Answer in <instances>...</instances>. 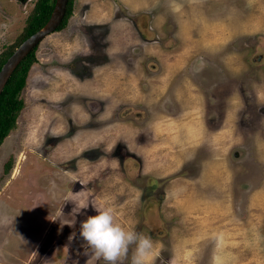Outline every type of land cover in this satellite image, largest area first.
<instances>
[{
    "label": "rangeland",
    "instance_id": "obj_1",
    "mask_svg": "<svg viewBox=\"0 0 264 264\" xmlns=\"http://www.w3.org/2000/svg\"><path fill=\"white\" fill-rule=\"evenodd\" d=\"M35 2L0 0V54L16 43ZM258 14L264 15V0H73L66 28L38 45L21 93L24 106L0 145V264H60L53 258L59 260L65 252L68 264H106L92 259L79 237L81 223L100 206L113 208L116 222L127 230L151 239L148 264H212V257L222 258L219 264H264V219L250 213L246 201L263 171L257 153V142L264 139V34L257 33L263 24L254 19ZM118 26L124 34L145 39L141 45L161 64L159 79L174 82L171 96L168 90L154 106L143 104L145 110L133 106L130 112L117 98L118 106L111 97L102 105L86 99H97L94 87L105 67H131L138 71L131 75L148 79L136 63L139 48L126 57L128 64L107 55L109 36L122 32ZM92 65L98 69L85 81ZM186 80L206 97L214 114L211 124H224L225 113H233L234 136L245 146H236L233 156L242 170L236 182H244L235 193L233 213L243 220L231 225L227 237L220 233L203 243L195 241V226L185 216L183 223L163 216L166 179L161 185L148 182L140 171L142 160L128 152L131 129H144L159 118L155 110L177 119L188 106L176 99ZM9 160L12 167L6 173ZM85 204L89 206L81 209ZM171 230L173 243L186 235L184 241L196 248L169 249ZM59 245L68 249L56 254ZM134 250L130 245L117 264H131Z\"/></svg>",
    "mask_w": 264,
    "mask_h": 264
},
{
    "label": "crops",
    "instance_id": "obj_2",
    "mask_svg": "<svg viewBox=\"0 0 264 264\" xmlns=\"http://www.w3.org/2000/svg\"><path fill=\"white\" fill-rule=\"evenodd\" d=\"M254 19L258 23L263 20L262 23L264 24V15L258 14ZM263 24L260 25L259 31H257V33L261 31V35L264 34V26L261 27ZM123 26L125 27L122 28H126L128 25L125 24ZM118 28L122 32H118L119 34L114 32L113 34L111 33L112 35L109 38L107 37L108 43L105 44L107 55H114L119 58V62L128 64L129 61L126 57L131 56L133 50L139 48V55L136 53V63L141 69L139 72H143L148 79L143 82L137 75H131L138 72L131 67H128L130 71H126L128 70L127 68L119 69L109 66V70L105 67L99 70V81H97V86L94 87L98 96L96 94L93 95L100 101H104L109 97L117 98L125 106H137L141 110H145L142 107L143 104L146 105L148 103L154 106L155 103H159L161 97L163 98L168 90L169 96H171L173 93L170 85L174 82L167 81L165 78V80L159 79L162 77L161 64L159 63V66L158 62H155V57H152L154 55H150L147 52L150 49H146L147 47L143 44L141 45L142 41H146L145 39L139 35L133 36L128 32L125 35L124 30L119 26ZM186 46L188 45L186 44ZM147 55H149V59ZM143 56L146 60L144 63L145 67L142 66ZM147 63H153V67L158 66V68L154 69ZM135 77L138 80H135ZM184 82V87L181 88L182 91L178 92V97L176 98L178 102H176L188 106L180 109L176 114L177 119L171 116V113V115H165L162 111L155 110V115L159 116L161 114L167 119L160 121V118H162L160 115L159 118L148 122L144 129H131L129 149L142 160L140 171L143 176L155 180L166 179L163 186L164 195L161 209L163 216L167 219H176L179 223L180 221L183 223V217L185 216L188 222H193L195 226L194 232L197 235L195 236L197 239L195 241L203 243L210 242L211 239H217L220 233L227 237L232 226L236 222L243 220L236 219V214L233 213L235 210V193L237 190L240 191L241 189L239 188L244 184L242 180L236 182V173L242 170L237 167V162L234 161L233 156L236 146L241 147L242 150H245V146L234 136L231 126V124L233 125V113H227V115L225 113L224 117L221 118L225 125L211 124L209 120L213 118L214 114L206 97L198 89L196 90V85L192 84L194 82L187 80ZM140 83L145 86V89L141 86L138 90L137 85H140ZM262 84L261 86L264 88V82ZM193 88L194 91L191 95L189 91ZM142 89L144 92L146 90L147 94H144ZM189 95L192 97L189 98ZM181 101L184 103H181ZM119 102L117 103L115 99L113 104L118 106ZM257 145L259 163H262L263 171L259 178L260 182L247 194L246 201L248 211H252L254 216L263 220L264 139L257 142ZM238 224L241 226V223ZM27 231L29 230L27 229ZM174 231L171 230L168 235L169 245L167 246L169 249L172 250L175 247L196 248V245H190L184 241V239H189V237L185 238L186 235H178L179 243H173L171 238L176 236ZM183 232V230L179 231V233ZM204 233L212 236L203 235ZM27 235L29 237V233ZM182 236L184 238L180 240ZM64 247L61 245L57 246L54 253L63 251ZM223 247L226 246L224 245ZM18 248L23 250L25 247L19 244ZM67 254L68 252H65L59 260L53 259H55V262L59 261L60 264H68L70 261L65 256ZM228 258H225V260H228ZM210 259V263L217 264V258L212 257ZM221 259L219 258V260ZM223 262L220 261L219 263ZM224 264L227 263L225 262Z\"/></svg>",
    "mask_w": 264,
    "mask_h": 264
},
{
    "label": "clouds",
    "instance_id": "obj_3",
    "mask_svg": "<svg viewBox=\"0 0 264 264\" xmlns=\"http://www.w3.org/2000/svg\"><path fill=\"white\" fill-rule=\"evenodd\" d=\"M76 195V194H75ZM89 205H81V209ZM96 215L89 216L80 225L79 237L84 245L91 249V258L103 259L106 264H117L126 258L130 245H135L131 264H148L153 247L149 237L127 230L116 222L114 209L111 207H95ZM90 264V261H89ZM219 264V258H217Z\"/></svg>",
    "mask_w": 264,
    "mask_h": 264
},
{
    "label": "trees",
    "instance_id": "obj_4",
    "mask_svg": "<svg viewBox=\"0 0 264 264\" xmlns=\"http://www.w3.org/2000/svg\"><path fill=\"white\" fill-rule=\"evenodd\" d=\"M54 3L55 0H36L34 8L26 20V25L22 34L17 38L16 43L8 46V48L0 54V68L16 46L26 37L39 30L47 22L54 7ZM72 12L73 0H68L65 16L55 32L62 31L66 28L72 16ZM37 48L38 45L19 63L14 73H12L6 82L0 95V145L7 137L10 130L14 128L16 117L24 106L21 93L25 88L27 75H29L31 69L30 67L36 61L35 52ZM9 167L10 163H7L5 165V170L7 171Z\"/></svg>",
    "mask_w": 264,
    "mask_h": 264
},
{
    "label": "water",
    "instance_id": "obj_5",
    "mask_svg": "<svg viewBox=\"0 0 264 264\" xmlns=\"http://www.w3.org/2000/svg\"><path fill=\"white\" fill-rule=\"evenodd\" d=\"M68 0H55L54 7L47 22L35 33L26 37L8 56L0 70V95L9 77L19 63L48 35L53 34L62 23Z\"/></svg>",
    "mask_w": 264,
    "mask_h": 264
},
{
    "label": "flooded vegetation",
    "instance_id": "obj_6",
    "mask_svg": "<svg viewBox=\"0 0 264 264\" xmlns=\"http://www.w3.org/2000/svg\"><path fill=\"white\" fill-rule=\"evenodd\" d=\"M71 18V17H70ZM70 61V60H69ZM70 64H71V68L72 69H74V66H73V63L72 62H70ZM93 67L92 68H89V70H85V69H83V71L85 70V72H87V73H89L90 75H88V76H84V80L86 81V80H88V79H92L93 78V72H94V70H95V68H96V66L95 65H92ZM76 73H78V75L77 76H79L80 77V75H81V73H82V71H81V68L78 70H76ZM87 97V96H86ZM86 99H89V100H93V101H97V104H101L102 105V101H100V100H98V99H96V98H86ZM88 100V101H89ZM78 104H80V105H82V102H78ZM135 107H133V106H128L126 109L128 110V111H134L135 109H134ZM129 149V148H128ZM128 152H130V154L133 156V157H135L136 155L134 154V152H132L130 149H129V151ZM7 163H10V160L7 162ZM6 163V164H7ZM5 164V165H6ZM5 165H4V172L6 171L5 170ZM11 167H12V164L10 163V167H9V169L6 171V173L7 172H9L10 171V169H11ZM36 176H38L37 178H36V181H38L39 179L38 178H41V174H39V173H37L36 172ZM163 180H165V179H162V180H155V179H152V178H149L147 181L149 182L150 181V183L152 182L153 184H159V185H161L162 184V182H163ZM147 182V183H148ZM62 193V192H61ZM60 193V194H61ZM65 194L67 193V191L65 190V192H64ZM70 193H72V191L70 192ZM69 193V194H70ZM57 194V193H56ZM50 196V195H49ZM64 199H66V202L68 201V199L67 198H64ZM157 233H158V235H162L161 233H162V231L160 230V229H157Z\"/></svg>",
    "mask_w": 264,
    "mask_h": 264
}]
</instances>
